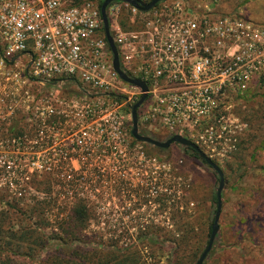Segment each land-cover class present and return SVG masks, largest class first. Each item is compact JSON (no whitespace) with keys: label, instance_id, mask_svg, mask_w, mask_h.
Instances as JSON below:
<instances>
[{"label":"built area","instance_id":"1","mask_svg":"<svg viewBox=\"0 0 264 264\" xmlns=\"http://www.w3.org/2000/svg\"><path fill=\"white\" fill-rule=\"evenodd\" d=\"M98 2L0 0V180H11L17 199L56 202L32 186L46 176L59 179L66 208L103 185L121 193L142 172L151 184L157 158L131 133L144 92L115 71ZM123 11L139 16L135 27L123 25ZM108 17L121 69L148 87L140 130L181 135L222 157L235 150L247 124L234 100L264 88V22L191 0L149 12L115 2Z\"/></svg>","mask_w":264,"mask_h":264},{"label":"rangeland","instance_id":"2","mask_svg":"<svg viewBox=\"0 0 264 264\" xmlns=\"http://www.w3.org/2000/svg\"><path fill=\"white\" fill-rule=\"evenodd\" d=\"M191 2L196 6L209 5L219 15H238L258 23L264 22V0H191ZM125 12L123 11L122 15ZM132 18L137 21L139 16ZM2 57L0 49V58ZM233 111L240 121L247 124L238 147L229 154L224 153L227 157L213 154L207 148L201 147L221 167L225 176V186L222 192L223 205L219 220L220 231L214 248L204 264H264V88L259 83L253 84L249 90V96L234 100ZM141 133L146 134L143 129ZM150 136L164 141L168 134L158 130L154 136ZM139 146L141 152L157 158L155 163V211L141 209L124 214V210L120 208L122 203L119 198L120 192L112 191L111 188L107 189V185L105 189L103 185L101 188L103 190L100 192L95 190L88 192V201L84 203L91 209L93 217L89 221L86 220L82 232L80 227L77 236L86 240L93 231L100 230L110 237H122L123 243L121 244L124 246H135L134 242L138 241L140 227L150 226L143 225V223L155 222L154 226L167 228L176 238L188 239L189 242L195 244L184 249L182 262L183 264H196L207 246L210 227L216 214L217 202L214 198L219 187L217 173L205 167L199 160L190 157L177 144H173L165 152H149L150 150L144 145L139 144ZM168 163H171V171H169ZM169 172H171V177ZM141 174L135 181L125 179V189L132 191L139 186L143 196L145 191L149 193L152 184L147 180L145 172ZM10 181L0 180V189L7 191L5 186ZM88 181V186L101 187V182L97 179ZM31 183L36 190L39 189L40 193L47 197H56V202L51 200L50 205L46 199L43 201L46 210L44 215H47L48 223L40 222L41 230H44L47 235L57 230L59 233L63 231L62 228L59 229V224H56L60 222L62 214L63 222H66L64 227H68L69 224L73 225L71 217L73 207L66 208L58 197L61 192L59 189L57 192L59 179L46 176L42 179H33ZM175 191H177L178 200H184L178 203L179 206L176 208L178 217L175 219L174 216L172 217L174 208H171L173 214L169 220L170 211L166 210V203L164 205L159 200ZM9 195L16 198L12 194ZM75 205L76 202L73 206ZM120 220L136 221L140 225L133 227L112 224ZM154 233L157 241H162L166 237L164 232L154 230ZM49 245L50 247L42 253L43 256L50 252H61L60 248L55 247L56 244L51 242ZM173 247V243L167 242L164 251L159 248L156 251L164 264L170 263L169 250ZM145 253H150V250Z\"/></svg>","mask_w":264,"mask_h":264},{"label":"trees","instance_id":"3","mask_svg":"<svg viewBox=\"0 0 264 264\" xmlns=\"http://www.w3.org/2000/svg\"><path fill=\"white\" fill-rule=\"evenodd\" d=\"M104 1L99 0L98 2L100 11ZM122 19L123 25L127 29L134 26L135 20L128 12L123 14ZM154 138L161 140L157 137ZM169 138L170 136L165 137L164 141ZM135 143L144 145L150 150L149 152L168 150L136 140ZM177 145L190 157L199 160L205 167L212 169L195 150ZM169 198L171 208H174L172 217L174 216L175 219L178 217L176 210L179 206L178 203L184 199L178 200L177 191H175L170 197L166 195L159 201L165 205ZM214 200L217 202V195ZM188 201L191 202L190 199ZM50 203L48 204L50 205ZM71 210L73 225L69 224L68 227H64L65 221L56 222L59 224V229L62 228L63 231L59 233L57 230L47 235L39 226L40 222L48 223L47 215H44L46 210L42 200L37 198L31 200L16 199L11 197L6 190L0 189V264H164L156 251L158 248L164 251L167 242L174 245L169 250V264H183L184 249L190 248V245H195L188 239L176 238L172 231L159 226L140 227L138 241L134 242L135 246H124L121 244L123 243L122 237H110L100 230L93 231L92 235L85 240L78 237L77 233L80 232V227L82 232L86 220L89 221L93 217L92 211L81 201L76 203ZM211 228L212 225L209 235H211ZM154 230L164 232L166 234L165 239L157 241V238H154ZM51 242L56 244L55 247L60 248L61 252H50L43 256L42 253L50 247L49 243L51 244ZM148 250L150 253L146 254L145 252Z\"/></svg>","mask_w":264,"mask_h":264},{"label":"water","instance_id":"4","mask_svg":"<svg viewBox=\"0 0 264 264\" xmlns=\"http://www.w3.org/2000/svg\"><path fill=\"white\" fill-rule=\"evenodd\" d=\"M164 1H167V0H153L149 4H144L138 0H105L101 6V15H102V20H103V24H104L105 36H106V39L109 43L111 51L113 53V57H114L113 65H114L115 71L120 75V77L123 80H125L128 83H131L133 85L138 86L144 92L140 101L137 104H135L132 108V130H131V133H132L133 138L140 143H145V144H148V145H151V146H154L157 148H161V149H169L173 144H179L182 147L192 148L193 150H195L199 154L200 158L202 160H204L207 163V165L209 167H211L218 175L219 187L217 189V209H216L214 222H213L212 228H211V235L209 238L207 248L204 250V252L202 253L198 262L196 263V264H204L207 257L209 256V254L211 253V251L214 248V244L216 242L217 236H218L219 231H220L219 220H220V215L222 212V205H223L222 192H223V189L225 186L224 172L222 171L221 167L210 156H208L199 146H197L192 141H190L189 139H187L181 135H174L166 141H161V140H158L152 136H148V135L141 133L140 128H139L138 109L146 99L147 95L145 93L148 91V87L144 81H142L140 79L130 78L121 69V63H120V59H119V55H118V50H117L116 44H115L114 39H113L111 32H110L108 8L112 3L125 2V3H129V4L133 5L134 7L138 8L142 12H149L152 9H154L158 4H160Z\"/></svg>","mask_w":264,"mask_h":264},{"label":"flooded vegetation","instance_id":"5","mask_svg":"<svg viewBox=\"0 0 264 264\" xmlns=\"http://www.w3.org/2000/svg\"><path fill=\"white\" fill-rule=\"evenodd\" d=\"M155 167V162H154ZM167 165V164H166ZM169 171H171V163H168ZM169 176L171 177V172H169ZM152 188L149 189V193L145 191V194L141 195V189L140 187L134 188L132 191L128 189H124L120 195L119 198L122 201L120 208L124 210V214L128 213L130 214L133 211H140L141 209H149L150 211H155V205H156V194H155V170L152 171ZM171 180V178H170ZM169 180L168 184H171V181ZM170 197V195L168 196ZM166 210H169V220H171V200L170 198L168 201L166 200ZM117 226H134V225H140L139 222L136 221H129L126 222L124 220L116 221L115 223H112ZM150 225L154 226L155 222H149V223H143V225ZM142 225V224H141Z\"/></svg>","mask_w":264,"mask_h":264}]
</instances>
